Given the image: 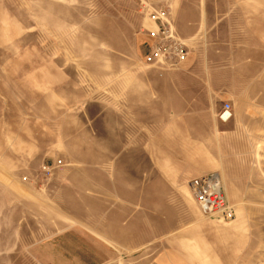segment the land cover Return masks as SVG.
<instances>
[{
    "label": "crops",
    "instance_id": "1",
    "mask_svg": "<svg viewBox=\"0 0 264 264\" xmlns=\"http://www.w3.org/2000/svg\"><path fill=\"white\" fill-rule=\"evenodd\" d=\"M145 1L168 8L182 65L141 57L102 70L97 92L56 71L31 120L0 129V264H253L260 252L264 212L236 206L264 201L263 0ZM213 172L235 206L222 229L184 192Z\"/></svg>",
    "mask_w": 264,
    "mask_h": 264
},
{
    "label": "rangeland",
    "instance_id": "2",
    "mask_svg": "<svg viewBox=\"0 0 264 264\" xmlns=\"http://www.w3.org/2000/svg\"><path fill=\"white\" fill-rule=\"evenodd\" d=\"M149 8L145 0H0V129L31 120L33 111L42 105L32 99L52 90L56 71H62L61 79L71 77L81 92L85 80L92 77V90L97 92L102 70L106 74L119 65L142 64L147 44L141 34ZM86 85L91 88L88 81ZM185 190L192 199L189 186ZM261 208L264 201L236 206L243 214L264 212ZM210 221L213 228L221 229L232 222ZM263 232L261 242L254 246L260 252L252 254L253 264H264Z\"/></svg>",
    "mask_w": 264,
    "mask_h": 264
},
{
    "label": "built area",
    "instance_id": "3",
    "mask_svg": "<svg viewBox=\"0 0 264 264\" xmlns=\"http://www.w3.org/2000/svg\"><path fill=\"white\" fill-rule=\"evenodd\" d=\"M147 20L153 25L145 26L142 30L151 39L143 56V62L168 69L178 68L187 59L188 50L186 43L177 35L173 27L168 8H151L147 12ZM231 116V105L225 103L219 112V117L226 121ZM62 164V160H57L55 164L46 163L42 166V172L49 177L54 169ZM189 186L194 201L205 217L218 218L225 222L236 217L235 207L229 202L218 173L213 172L195 178L190 181Z\"/></svg>",
    "mask_w": 264,
    "mask_h": 264
}]
</instances>
